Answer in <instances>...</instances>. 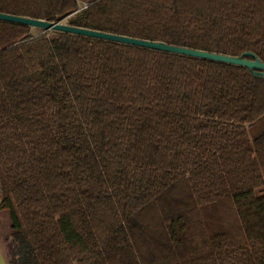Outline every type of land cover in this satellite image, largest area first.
<instances>
[{
    "label": "trees",
    "instance_id": "1",
    "mask_svg": "<svg viewBox=\"0 0 264 264\" xmlns=\"http://www.w3.org/2000/svg\"><path fill=\"white\" fill-rule=\"evenodd\" d=\"M0 13L264 63V0H0ZM0 21L7 264H264V78Z\"/></svg>",
    "mask_w": 264,
    "mask_h": 264
},
{
    "label": "water",
    "instance_id": "2",
    "mask_svg": "<svg viewBox=\"0 0 264 264\" xmlns=\"http://www.w3.org/2000/svg\"><path fill=\"white\" fill-rule=\"evenodd\" d=\"M0 21L22 24L31 28H39L43 31H57L70 33L75 35L87 36L96 39H102L127 45H134L138 47L148 48L157 51H163L178 55H185L189 57L205 59L209 61L221 62L231 65H238L245 67L253 77L264 78V63H262L253 53L246 52L240 56L232 57L221 54L209 53L200 50H193L188 48L168 45L162 42H152L140 39L129 38L126 36L114 35L105 32L83 29L78 27L68 26L64 23H51L43 20H35L25 17H18L13 15L1 14Z\"/></svg>",
    "mask_w": 264,
    "mask_h": 264
},
{
    "label": "rangeland",
    "instance_id": "3",
    "mask_svg": "<svg viewBox=\"0 0 264 264\" xmlns=\"http://www.w3.org/2000/svg\"><path fill=\"white\" fill-rule=\"evenodd\" d=\"M43 31L39 28H32L31 34L33 36H37L41 34ZM3 201L2 194L0 192V205ZM1 207V206H0ZM9 225H10V212L7 208H0V246H2V250L5 255V244L8 241H5L4 239L8 237L9 235Z\"/></svg>",
    "mask_w": 264,
    "mask_h": 264
},
{
    "label": "crops",
    "instance_id": "4",
    "mask_svg": "<svg viewBox=\"0 0 264 264\" xmlns=\"http://www.w3.org/2000/svg\"><path fill=\"white\" fill-rule=\"evenodd\" d=\"M0 264H7L6 256L2 250V246H0Z\"/></svg>",
    "mask_w": 264,
    "mask_h": 264
}]
</instances>
